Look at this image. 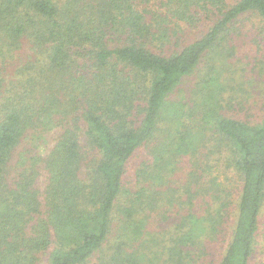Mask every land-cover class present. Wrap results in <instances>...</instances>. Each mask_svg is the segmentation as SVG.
Wrapping results in <instances>:
<instances>
[{"label":"trees","instance_id":"obj_1","mask_svg":"<svg viewBox=\"0 0 264 264\" xmlns=\"http://www.w3.org/2000/svg\"><path fill=\"white\" fill-rule=\"evenodd\" d=\"M250 15L264 24V0H0V264H37L41 254L48 264L96 254V264L196 262L223 226L227 189L195 163L190 188L168 190L182 159L200 160L214 141L242 180L218 264H250L264 206V119L224 114L219 81L235 50L230 33ZM204 17L212 25L201 37L169 46L171 24ZM25 42L34 55L14 75L8 64ZM55 127L46 154L28 142L20 150ZM146 145L150 159L130 186L129 161ZM200 193L203 214L192 208ZM176 203L187 215L169 233L152 232L155 214Z\"/></svg>","mask_w":264,"mask_h":264},{"label":"rangeland","instance_id":"obj_2","mask_svg":"<svg viewBox=\"0 0 264 264\" xmlns=\"http://www.w3.org/2000/svg\"><path fill=\"white\" fill-rule=\"evenodd\" d=\"M152 6V8L155 9L156 5ZM174 22L176 23V20ZM181 24L182 26L171 24L173 29L176 28V31L172 34L174 43L172 45L171 42L169 46L173 48L176 47L177 50L181 49L190 41L201 37L210 28L212 21L204 17V19L199 20L194 27L188 26L183 22ZM229 38H231V45L234 46L235 50L230 58L226 59V57L223 59L228 65H224L226 70L224 68L221 71L219 79L224 88H226L224 94L227 102L223 106V113L252 123L261 122L264 119V24L259 22L253 15L242 17L238 24L235 25L233 32L230 33ZM152 48L159 52L163 47L159 45L158 42H155L154 44L152 43ZM33 55L34 52L30 44L25 42L22 49L13 54V58L11 59L12 62L8 64V71L15 75L19 67L30 58L32 59ZM1 63L0 61V64ZM203 64L201 66H203ZM217 72L213 71V75L217 76ZM226 79H234L229 82V84L233 86H228ZM197 80L196 74L190 76L186 80V84H184V90L181 91L180 97L185 93V90L190 91V87L194 86ZM60 132V128L56 127L42 132L43 140L41 141L36 139L38 136L37 134L34 138V142L32 139L29 141L25 140L20 150L26 147L25 145H27L28 142L29 144L27 146H30L29 150L32 149L33 151L46 154L56 143ZM82 143H84V141H82ZM149 146L150 145L141 147L130 159L126 175V184L130 186L136 184L138 180L136 177L137 170L145 161L150 159L151 148ZM201 153L202 154L197 155L200 160H196V156L194 158L187 156L182 159L179 164L178 172L171 178V189L168 191L172 192L174 188H178L177 192L183 193L187 186L188 189L190 188L189 181L191 178L189 174L190 172H196L195 163L198 164V169L203 180L209 182L215 178L218 183H221L222 186L227 189L224 196L227 195L228 199L231 200V206L225 214L223 213V226L220 231L217 232L215 238L205 245L206 254L202 253L200 256L199 249H195L196 256L199 255L200 257H197L196 262L194 261L191 263L218 264L232 236L237 215V207L235 204L239 196L242 180L234 169V157L224 144H222L221 147H217L215 141L210 142ZM82 172H85V168L82 169ZM43 178L42 176L38 181L41 188L44 187ZM195 184L196 183H193L192 185L193 190L197 188ZM166 188L167 187H164V189ZM203 194L200 193L194 198L192 208L198 214H203L204 208H206V196ZM187 213L188 209L185 205L176 203L174 206L166 208L165 211H158L149 224V229L155 230L152 231L154 233H169L171 232L170 230L175 229L177 223L180 222L182 217L187 215ZM97 255L98 254L92 257L87 264H96ZM37 264H48L47 254H41ZM250 264H264V206L260 215L255 250Z\"/></svg>","mask_w":264,"mask_h":264}]
</instances>
